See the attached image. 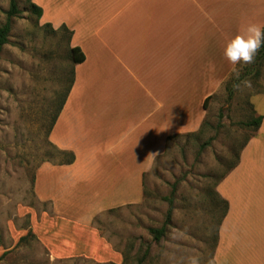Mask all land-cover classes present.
<instances>
[{
  "label": "crops",
  "instance_id": "0c3cea01",
  "mask_svg": "<svg viewBox=\"0 0 264 264\" xmlns=\"http://www.w3.org/2000/svg\"><path fill=\"white\" fill-rule=\"evenodd\" d=\"M32 1L44 25L72 33L70 48L84 61L72 66L48 135L74 159L36 170L34 195L49 210L30 217V228L52 259L118 264L122 253L91 221L140 204L168 141L202 127L205 100L237 67L224 47L244 25H264V0ZM256 117L258 129L215 187L227 210L214 255L226 264H264V113Z\"/></svg>",
  "mask_w": 264,
  "mask_h": 264
},
{
  "label": "rangeland",
  "instance_id": "374dc122",
  "mask_svg": "<svg viewBox=\"0 0 264 264\" xmlns=\"http://www.w3.org/2000/svg\"><path fill=\"white\" fill-rule=\"evenodd\" d=\"M16 1L19 14L0 55V264H115L99 263L88 255L52 259L30 228V217L49 210L34 195L36 170L45 162L67 160L55 151L48 135L73 65L67 32L38 20L29 12L30 0ZM8 7L9 0H0V24ZM234 79L238 87L230 97L228 87ZM206 108L197 132L168 141L165 154L144 177L140 204L91 221L122 253L125 261L118 264H138L147 249L142 264H190L192 257L198 264L228 263L226 256L214 255L227 210L215 187L254 133L243 124L264 113V59L238 64ZM174 184L171 223L155 244L149 229L163 225L165 198Z\"/></svg>",
  "mask_w": 264,
  "mask_h": 264
},
{
  "label": "trees",
  "instance_id": "16d2710c",
  "mask_svg": "<svg viewBox=\"0 0 264 264\" xmlns=\"http://www.w3.org/2000/svg\"><path fill=\"white\" fill-rule=\"evenodd\" d=\"M29 12L32 13L33 15H35L38 20L41 19L42 10L39 7H37L33 3L32 0L29 1ZM18 14H19V9H18V5H17V1L16 0H9V7H8V10L5 13V21H4L3 24H0V55H1L2 51H3V48L8 44L10 32L12 30V20H13V18L17 17ZM60 29L65 30L67 32L68 40L70 41L72 33L68 29H66L65 26L60 27ZM69 57H70L72 65H76V64H79V63L84 61V55H83V53L81 52V50L79 48H69ZM262 59H264V47L261 48V50L258 53V55L256 56L255 60L260 62ZM72 83H73V79H71L69 88H68V90H67V92H66V94L64 96V99H63V101H62V103H61L56 115L54 116V118L52 120L49 132L51 130V127L53 126V124L55 123V121L57 119V116H58V114H59V112L61 110L62 105L64 104L65 98H66V96H67V94H68V92H69V90H70V88L72 86ZM237 84H238L237 79H234L233 82L230 83V86L228 87V92H229V96L230 97L232 95L233 88H235L237 86ZM211 98L212 97H208L205 100V102H204V109L205 110H206L207 102ZM261 121H262V117H255V118H252L251 120H249L248 122L244 123L243 125L246 126V127L253 128L254 131H256L258 129ZM55 151L58 154H62V156L66 157L67 158L66 161L68 163L72 162L73 159H74V156L71 153L61 152V151H59L56 148H55ZM224 176H222L220 178V180L222 178H224ZM175 191H176V185L174 184L172 186V191H171L170 195L165 198L166 202L168 203V209H167V212H166L165 221H164L163 225L160 228H150L149 229V233L152 236V239H153L155 244H159L160 243L162 238L165 236L167 228L170 226L172 212H173V202H174ZM222 202H224V201L222 200ZM225 205H226V203H225ZM24 238H21L20 240H23ZM148 252L149 251L147 249V251L145 252L144 256L141 258V260L138 262V264H142L143 263V261L148 256ZM124 261H125V258L123 257V263H124Z\"/></svg>",
  "mask_w": 264,
  "mask_h": 264
},
{
  "label": "clouds",
  "instance_id": "9594fccd",
  "mask_svg": "<svg viewBox=\"0 0 264 264\" xmlns=\"http://www.w3.org/2000/svg\"><path fill=\"white\" fill-rule=\"evenodd\" d=\"M262 47H264V25L248 23L227 41L223 55L231 65L252 64ZM190 264H198V259L192 257Z\"/></svg>",
  "mask_w": 264,
  "mask_h": 264
},
{
  "label": "bare ground",
  "instance_id": "6f19581e",
  "mask_svg": "<svg viewBox=\"0 0 264 264\" xmlns=\"http://www.w3.org/2000/svg\"><path fill=\"white\" fill-rule=\"evenodd\" d=\"M65 229V228H64ZM247 258H249V257H247ZM251 261V260H250ZM248 262H249V260H248Z\"/></svg>",
  "mask_w": 264,
  "mask_h": 264
}]
</instances>
